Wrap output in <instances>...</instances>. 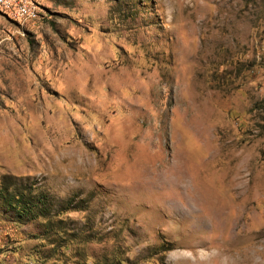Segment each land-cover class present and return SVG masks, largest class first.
Listing matches in <instances>:
<instances>
[{
	"label": "rangeland",
	"instance_id": "rangeland-1",
	"mask_svg": "<svg viewBox=\"0 0 264 264\" xmlns=\"http://www.w3.org/2000/svg\"><path fill=\"white\" fill-rule=\"evenodd\" d=\"M15 1L0 264H264V0Z\"/></svg>",
	"mask_w": 264,
	"mask_h": 264
},
{
	"label": "trees",
	"instance_id": "trees-1",
	"mask_svg": "<svg viewBox=\"0 0 264 264\" xmlns=\"http://www.w3.org/2000/svg\"><path fill=\"white\" fill-rule=\"evenodd\" d=\"M6 196L7 197H4V199H5V204L9 207V208H12L13 207V209L14 210H16L17 211V213L18 214H20V215H26V213H27V209H26V207H25V205L23 204V203H21L20 202V200H18V196H12V195H7L6 194ZM13 200L16 202V203H18V205H15V204H13ZM42 219H45V218H43V217H41Z\"/></svg>",
	"mask_w": 264,
	"mask_h": 264
},
{
	"label": "built area",
	"instance_id": "built-area-1",
	"mask_svg": "<svg viewBox=\"0 0 264 264\" xmlns=\"http://www.w3.org/2000/svg\"><path fill=\"white\" fill-rule=\"evenodd\" d=\"M14 8H15L16 16L17 17L18 16H20V17H22V16H29L30 14H32V13L29 12L27 6L24 4V1H21V0L15 1Z\"/></svg>",
	"mask_w": 264,
	"mask_h": 264
}]
</instances>
